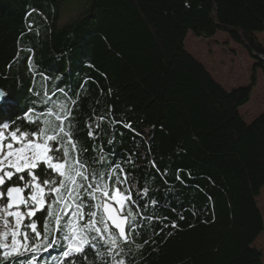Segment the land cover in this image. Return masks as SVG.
Instances as JSON below:
<instances>
[{
	"label": "trees",
	"instance_id": "trees-1",
	"mask_svg": "<svg viewBox=\"0 0 264 264\" xmlns=\"http://www.w3.org/2000/svg\"><path fill=\"white\" fill-rule=\"evenodd\" d=\"M66 1L0 0V87L15 101L0 121L22 117L45 87L78 98V139L89 160L107 157L92 166L121 164L144 217L124 245L127 264H264L254 244L264 231V111L249 121L240 111L256 70L264 74V0H90L60 25ZM190 31H222L245 47L255 60L249 83L221 84L186 48ZM101 116L89 139L86 123Z\"/></svg>",
	"mask_w": 264,
	"mask_h": 264
},
{
	"label": "snow or ice",
	"instance_id": "snow-or-ice-1",
	"mask_svg": "<svg viewBox=\"0 0 264 264\" xmlns=\"http://www.w3.org/2000/svg\"><path fill=\"white\" fill-rule=\"evenodd\" d=\"M28 64L36 71L30 57ZM56 92L67 99L53 101ZM56 92L50 94L47 87L35 91L39 100L22 117L0 122V264H92L93 259L97 264H127L124 245L139 235L144 219L133 210L139 203L129 173L119 163L106 170L92 166L107 157L101 152L89 160L74 122L78 98H68L64 88ZM37 102L43 110H37ZM14 104L0 90V114ZM104 119L99 117L94 127L86 123L89 139L99 134ZM21 120L23 129L17 126ZM148 192L144 188L141 194ZM171 226L178 227L175 222ZM53 248L56 255L41 256Z\"/></svg>",
	"mask_w": 264,
	"mask_h": 264
},
{
	"label": "rangeland",
	"instance_id": "rangeland-1",
	"mask_svg": "<svg viewBox=\"0 0 264 264\" xmlns=\"http://www.w3.org/2000/svg\"><path fill=\"white\" fill-rule=\"evenodd\" d=\"M89 5L90 0H67L61 9L60 25L79 17ZM258 35L264 43V31ZM185 43L186 48L204 63L227 89L249 83L255 60L245 47L232 41L227 33L218 31L214 37L206 38L190 31ZM256 74L257 84L250 100L240 107L241 113L248 121L264 111V74L260 68L256 70ZM258 202L264 215V189L258 196ZM254 244L264 251V231Z\"/></svg>",
	"mask_w": 264,
	"mask_h": 264
},
{
	"label": "water",
	"instance_id": "water-1",
	"mask_svg": "<svg viewBox=\"0 0 264 264\" xmlns=\"http://www.w3.org/2000/svg\"><path fill=\"white\" fill-rule=\"evenodd\" d=\"M0 90H3V88L0 87ZM4 91V90H3Z\"/></svg>",
	"mask_w": 264,
	"mask_h": 264
},
{
	"label": "bare ground",
	"instance_id": "bare-ground-1",
	"mask_svg": "<svg viewBox=\"0 0 264 264\" xmlns=\"http://www.w3.org/2000/svg\"><path fill=\"white\" fill-rule=\"evenodd\" d=\"M187 44V43H186Z\"/></svg>",
	"mask_w": 264,
	"mask_h": 264
}]
</instances>
